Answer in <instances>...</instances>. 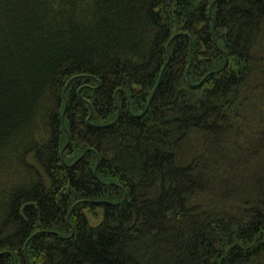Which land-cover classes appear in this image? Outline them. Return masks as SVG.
<instances>
[{
	"label": "trees",
	"instance_id": "1",
	"mask_svg": "<svg viewBox=\"0 0 264 264\" xmlns=\"http://www.w3.org/2000/svg\"><path fill=\"white\" fill-rule=\"evenodd\" d=\"M0 264H264V0H0Z\"/></svg>",
	"mask_w": 264,
	"mask_h": 264
}]
</instances>
